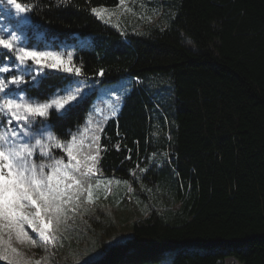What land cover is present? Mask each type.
<instances>
[{
	"label": "trees",
	"instance_id": "trees-1",
	"mask_svg": "<svg viewBox=\"0 0 264 264\" xmlns=\"http://www.w3.org/2000/svg\"><path fill=\"white\" fill-rule=\"evenodd\" d=\"M18 2L39 6L21 28L30 47H69L91 83L133 81L117 116L101 126L99 174L135 187L148 211L95 264H158L162 255L176 264H264V0H176L169 25L125 34L90 12L118 0H71L58 11ZM101 67L105 76H94ZM63 87L42 97L31 94L37 85L25 95L44 102ZM91 103L87 95L67 119L48 120L77 135ZM91 143L83 137L85 154ZM153 154H163L162 167L149 163ZM56 253L52 264H63Z\"/></svg>",
	"mask_w": 264,
	"mask_h": 264
},
{
	"label": "snow or ice",
	"instance_id": "snow-or-ice-1",
	"mask_svg": "<svg viewBox=\"0 0 264 264\" xmlns=\"http://www.w3.org/2000/svg\"><path fill=\"white\" fill-rule=\"evenodd\" d=\"M41 2L45 8L58 11L71 0H56L55 5L48 0ZM124 3L125 0H119L116 7ZM0 5H4V0H0ZM38 11V5L18 0H6V6L0 9V20L6 21L0 27V50H3L0 59L7 61L0 64V261L6 264H46L48 260L47 255L37 260L24 259L13 246V237L20 245L53 255L64 247L65 240L70 242L66 235L69 221L82 203L93 201L95 191L100 188L101 181L95 185L89 181L100 173L102 153L107 150L100 143L103 127L99 134L93 135L90 150L85 154L76 134L65 133L48 120L50 116L55 121L67 119L84 102L85 89L93 84L83 71V62L79 66L76 63L75 51L36 50L27 44L21 28ZM90 12L105 23L109 22L106 15H112L105 6H92ZM44 69L69 75L45 73ZM105 74L101 67L94 76L102 78ZM58 83L65 85L61 89L64 94H54L44 102L26 98L25 93L37 85L39 91L31 94L48 97ZM111 95L113 104L126 102L127 97L116 91ZM118 110L113 109L112 117L117 116ZM50 128H55V132ZM115 149L119 152L121 145L117 143ZM125 159L130 160L131 156ZM139 171L143 173L146 169ZM132 175H136L135 170ZM111 183L109 179L107 184ZM86 264L95 262L90 258ZM158 264H176V260L162 255Z\"/></svg>",
	"mask_w": 264,
	"mask_h": 264
},
{
	"label": "rangeland",
	"instance_id": "rangeland-1",
	"mask_svg": "<svg viewBox=\"0 0 264 264\" xmlns=\"http://www.w3.org/2000/svg\"><path fill=\"white\" fill-rule=\"evenodd\" d=\"M175 2L176 0H125L124 5L119 8L116 5L106 7L112 13L105 17L109 22L100 21L121 34L165 26L167 22L169 25L176 13ZM25 40L27 44L31 43L29 38ZM186 45L190 47L187 41ZM36 50L39 49L36 48ZM61 50L69 51V47L62 46ZM45 70L47 69L43 72ZM92 84V88L85 89L86 96L92 95V103L84 125L77 134V141L81 144L84 136L96 135L106 118L112 116L113 109L119 108L120 104H113L111 92L116 91L124 97L130 91L133 81L129 77H124L110 85ZM155 156L153 154L150 157L149 163L155 162L156 166L162 167L165 160L163 154ZM109 179H112L110 185L107 184ZM116 180L120 183L117 184ZM97 181H101V186L95 191L93 201L89 204L82 203L74 219L69 221L66 235L70 237V242L65 240L64 243L66 242L67 245L62 251L58 250L56 253V256L62 255L63 264L64 262L65 264H86L90 258L93 261L99 259L101 253L107 248L129 238L133 225L146 217L148 207L137 194L133 193L136 190L135 187H130L129 183H124V180L115 176L103 174H97L89 182L95 185ZM12 244L21 252L24 259L37 260L47 255L46 264H52L49 254L51 252L46 254L43 249L20 245L14 237ZM70 251L72 255H69ZM223 264L239 263L227 258Z\"/></svg>",
	"mask_w": 264,
	"mask_h": 264
}]
</instances>
